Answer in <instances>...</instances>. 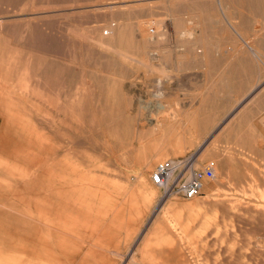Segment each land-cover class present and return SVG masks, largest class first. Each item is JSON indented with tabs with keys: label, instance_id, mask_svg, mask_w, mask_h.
<instances>
[{
	"label": "rangeland",
	"instance_id": "1",
	"mask_svg": "<svg viewBox=\"0 0 264 264\" xmlns=\"http://www.w3.org/2000/svg\"><path fill=\"white\" fill-rule=\"evenodd\" d=\"M259 12L264 0H0V264H264V153L239 155L235 181L209 159L212 190L193 199L149 181L182 155L166 148L185 85H161L162 66L218 59L229 18ZM166 200L183 216L153 235Z\"/></svg>",
	"mask_w": 264,
	"mask_h": 264
},
{
	"label": "crops",
	"instance_id": "2",
	"mask_svg": "<svg viewBox=\"0 0 264 264\" xmlns=\"http://www.w3.org/2000/svg\"><path fill=\"white\" fill-rule=\"evenodd\" d=\"M256 14L250 17L235 13L229 18L235 21L234 28L229 27L233 37L228 39L230 48L221 50L218 59L187 61L180 69H175L174 61L162 66L167 75L161 76V85H185L178 94L177 111L174 107L171 110L178 119L177 126L172 123L168 130L172 139L166 148L168 155H182L169 159L194 154L195 165L201 168L209 159L220 157L218 171L221 177L225 174L226 181L236 180L234 164L239 155L264 153V22H252L264 21V12ZM160 109L164 110L163 103ZM157 135L158 132L156 140ZM212 142L217 149H211ZM208 181L211 180L204 181L202 188L206 195L212 190L206 187ZM164 207L153 235L160 230L162 221H176L183 216L176 202L167 201Z\"/></svg>",
	"mask_w": 264,
	"mask_h": 264
},
{
	"label": "built area",
	"instance_id": "3",
	"mask_svg": "<svg viewBox=\"0 0 264 264\" xmlns=\"http://www.w3.org/2000/svg\"><path fill=\"white\" fill-rule=\"evenodd\" d=\"M194 154L184 155L175 159H166L157 163L152 169L149 181L160 191V195H176L191 198L201 195L204 180L213 178L210 165L197 168Z\"/></svg>",
	"mask_w": 264,
	"mask_h": 264
},
{
	"label": "bare ground",
	"instance_id": "4",
	"mask_svg": "<svg viewBox=\"0 0 264 264\" xmlns=\"http://www.w3.org/2000/svg\"><path fill=\"white\" fill-rule=\"evenodd\" d=\"M202 152H203V151H202ZM201 154H202V153H200V155H201ZM212 171H213V178H214V177H215V171H214V168H212ZM213 178H212V179H213ZM204 181H207V180H204ZM204 181H203V183H202V185H201V190H202V188H203ZM163 197H164V198H167V197H179V196L171 195V194H166V196H163ZM193 198H196V197H191V198H186V199H193ZM167 201H168V200L164 201V203L161 205L162 208H164V204H165ZM158 204H159V203H158ZM157 206H158V205H157ZM161 207H160V208H161ZM160 208H159V209H160ZM166 209H167V208H166ZM157 210H158V209H155L154 213L157 212ZM156 221H157V220H156ZM156 223H157V222H155V225H156ZM155 225H154V226H155Z\"/></svg>",
	"mask_w": 264,
	"mask_h": 264
}]
</instances>
